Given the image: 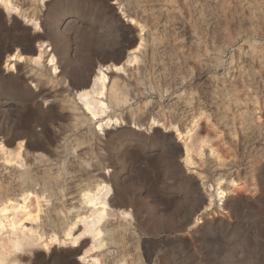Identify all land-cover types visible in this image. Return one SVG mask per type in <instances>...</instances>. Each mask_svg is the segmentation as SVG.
Returning a JSON list of instances; mask_svg holds the SVG:
<instances>
[{"label": "rangeland", "instance_id": "rangeland-1", "mask_svg": "<svg viewBox=\"0 0 264 264\" xmlns=\"http://www.w3.org/2000/svg\"><path fill=\"white\" fill-rule=\"evenodd\" d=\"M13 2L17 13L0 11V143L22 142L26 167L0 166V197L21 207L27 191L22 210L37 215L24 221L28 233L60 234L80 189L105 179L113 206L129 208L134 222H107L103 264H264V0ZM130 19L145 26L146 45L124 66L136 39ZM42 43L56 56L55 75L46 57L30 61ZM15 48L22 59L6 66ZM107 65L123 70L107 72L113 104L100 121L117 124L99 132L74 94ZM86 91L98 100L100 86ZM198 118L196 138L212 139L224 167L207 158L184 166L173 127ZM216 179L221 200L206 207L204 187L215 192ZM63 247L39 244L22 263L82 264Z\"/></svg>", "mask_w": 264, "mask_h": 264}, {"label": "bare ground", "instance_id": "bare-ground-1", "mask_svg": "<svg viewBox=\"0 0 264 264\" xmlns=\"http://www.w3.org/2000/svg\"><path fill=\"white\" fill-rule=\"evenodd\" d=\"M46 1L38 0V3L43 5ZM0 9L6 17H10L13 13H17L20 10L13 0H0ZM21 13L23 14V12ZM130 22H133L132 26L135 29V40L137 42L133 45L132 52L125 56L123 61L124 66L136 65L139 62L138 53L146 45L145 26L138 21L134 22L133 19H130ZM28 23L34 31L38 29L39 22L36 19L31 18ZM23 42L24 45L30 47V43L27 41ZM16 50L15 48L10 55L12 56L10 57L11 59H6L5 63H8L6 66L11 65L13 60L22 59L16 53ZM34 52L35 56L30 59L31 63L37 67L42 66V60L46 57V65L43 66L47 68L50 76L55 75L58 70L56 56L47 45L45 43L37 45L34 48ZM110 70L121 72L123 67L109 65L105 68L100 67L99 71H94L90 79V85L87 88L80 89L79 93L74 94L75 105L87 120L96 126L99 132L108 128L111 123L117 124V119L113 118L100 121V118L106 113L107 102L113 104L110 97L107 98L106 96L108 90L106 88L107 72ZM98 86H100V92L97 95L98 100L95 101L86 90L90 88L96 89ZM80 95L82 98H80ZM198 121L199 118L193 119L190 126L183 131H179L175 126L173 127L175 138L181 143V156L184 166L186 168L191 167L193 160L196 158L199 160L207 158L216 166L224 167L228 160L221 157L216 147H214L212 139L208 137L196 138ZM156 124V120L151 119L148 130H151ZM23 145L22 142L15 143L13 149L8 150L0 143V161L4 163V165L1 164L0 166L3 169H7L8 166L24 168L25 164L22 155L26 151ZM107 173L108 171L105 172V174ZM222 182L221 179L215 180V192H211L210 186L206 185L204 187L207 191L206 207H210L216 199L221 200ZM229 184L231 188L236 187V184L232 180L229 181ZM202 185H204L203 182ZM26 192L24 191L21 194L23 202L21 207L12 204L7 197H0V264H23L21 253L23 251H31L34 246L42 243H44V248L62 245L77 249L78 260L82 264H103L101 256L109 252L110 244L106 234L107 222L113 219L127 226L132 225L134 222V217L129 208L121 209L113 206V192L110 183L105 179H97L92 185L81 188L76 198V206L69 208L63 213L65 225L60 234L40 232L36 233L35 237H33L24 227V221L27 219L36 220L37 218V215L28 217L27 212L22 210L25 207ZM198 221L199 218H194L193 226L198 224ZM117 264L128 263L123 259L118 261Z\"/></svg>", "mask_w": 264, "mask_h": 264}, {"label": "water", "instance_id": "water-1", "mask_svg": "<svg viewBox=\"0 0 264 264\" xmlns=\"http://www.w3.org/2000/svg\"><path fill=\"white\" fill-rule=\"evenodd\" d=\"M114 6V10L116 11V13H117V16L123 21V19H124V17L122 16V14H121V12H119V10H118V8H117V6L114 4L113 5ZM0 11H1V13H2V15L3 16H5V14L2 12V10L0 9ZM14 16V15H13ZM21 23H22V20H21ZM133 28L134 29V27L131 25V24H129V28ZM136 40H135V42H134V44L133 45H135L136 44ZM14 51V50H13ZM12 51V52H13ZM22 52H24V53H27V51H22ZM127 54H125L124 56H123V58L121 59V61H119L118 62V64H120L121 62H123V60L125 59V56H126ZM89 85H90V82H89ZM88 85V86H89ZM169 132H165V134H168ZM170 134H172L171 132H170ZM63 249H65V250H67L68 252H70V253H73L74 252V250H75V248H68V247H63ZM75 256H77V254L75 255Z\"/></svg>", "mask_w": 264, "mask_h": 264}]
</instances>
